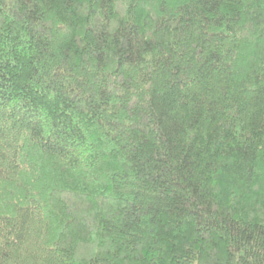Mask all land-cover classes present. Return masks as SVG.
<instances>
[{
  "label": "trees",
  "instance_id": "obj_1",
  "mask_svg": "<svg viewBox=\"0 0 264 264\" xmlns=\"http://www.w3.org/2000/svg\"><path fill=\"white\" fill-rule=\"evenodd\" d=\"M0 264H264V0H0Z\"/></svg>",
  "mask_w": 264,
  "mask_h": 264
}]
</instances>
